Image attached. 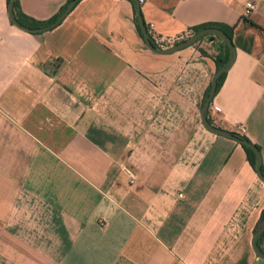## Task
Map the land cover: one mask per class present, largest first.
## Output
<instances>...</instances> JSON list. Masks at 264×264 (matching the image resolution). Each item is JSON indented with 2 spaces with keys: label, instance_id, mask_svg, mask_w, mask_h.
<instances>
[{
  "label": "crops",
  "instance_id": "1",
  "mask_svg": "<svg viewBox=\"0 0 264 264\" xmlns=\"http://www.w3.org/2000/svg\"><path fill=\"white\" fill-rule=\"evenodd\" d=\"M246 1L140 0L139 11L161 45L232 27L234 59L206 118L242 125L264 167V0L245 18ZM64 2L18 0L37 22ZM133 7L79 0L30 34L0 0V264H264L252 248L264 184L240 144L199 119L213 44L151 52Z\"/></svg>",
  "mask_w": 264,
  "mask_h": 264
},
{
  "label": "water",
  "instance_id": "2",
  "mask_svg": "<svg viewBox=\"0 0 264 264\" xmlns=\"http://www.w3.org/2000/svg\"><path fill=\"white\" fill-rule=\"evenodd\" d=\"M15 1H17V0H11L7 5V17L9 19V22L11 23V25H13L15 28H17L21 31H24V32H27L30 34H40V33L47 32L50 29L54 28L56 25H58L65 18V16L72 10V8L76 4V2L79 0L70 1L66 5V7L62 11V13L52 23H49L47 25H44V26L38 27V28H34V29H28L24 26H21L12 17L11 7ZM131 1L133 3V6H134V14H135V17L137 20L138 28L140 30L142 41H143L144 45L146 46V48L148 50H150L151 52H154V53H157L160 55L172 54V53H175V52H177L183 48H186V47L192 45L193 43H195L198 40L199 37H202L204 35L210 36L208 38L209 41H211L214 37H218L226 44L229 56H228L227 61L224 63V65H222L218 69H215L214 73L212 74V77H211L209 85H208L207 94L204 97V100L202 101L200 111H199L200 123H201V126L210 134H213L215 136L231 138V139L235 140L237 143H239L240 145L249 148L255 157V166H254L255 174H256L257 178L264 184V177L260 171V167L262 165V159H261V156H260L258 149L254 145L249 143L247 140L236 137L235 135H233L232 133H230L228 131H225V130H222V129H219V128H216V127L210 125L207 122V118H206L209 103L215 94L216 82H217L218 78L228 70V68L230 67V65L232 64L233 59H234V49H233L231 41L220 30H218L216 28H206V29H202V30L186 37L183 40H180V41L173 43L171 46H169L167 48L159 49V48L153 47L148 40V34L145 30L143 21L141 19V15H140V11H139V1L138 0H131ZM263 232H264V225H262L260 228H258L253 233L252 248H253L255 255L264 260V252L260 251L256 245V239Z\"/></svg>",
  "mask_w": 264,
  "mask_h": 264
},
{
  "label": "trees",
  "instance_id": "3",
  "mask_svg": "<svg viewBox=\"0 0 264 264\" xmlns=\"http://www.w3.org/2000/svg\"><path fill=\"white\" fill-rule=\"evenodd\" d=\"M11 0H6V5H8V3L10 2ZM72 0H65L64 4L59 8V10L57 11V13L51 17L50 19H48L47 21H44V22H37L29 17H26L25 15H23L21 12H20V9H19V4H18V0L15 1L13 4H12V7H11V14H12V17L15 19V21L20 24L21 26H24L28 29H34V28H38V27H42L44 25H47L49 23H52L61 13L62 11L64 10V8L66 7V5ZM128 2H130L132 4V1L131 0H127ZM133 22H134V27H135V30H136V33L137 35L141 38V34H140V30L138 28V24H137V20H136V17H135V14H134V7H133ZM144 24V23H143ZM144 27H145V30L148 34V40L150 42V44L153 46V47H158L157 44L153 41V39L151 38V35L150 33L147 31V27L146 25L144 24ZM206 28H216L218 30H220L221 32H223L225 34V36L231 41V34H232V27H227V26H224V25H221V24H216V23H207V24H203V25H198V26H194V27H191L187 30V35L186 37L202 30V29H206ZM186 37H183L182 39L180 40H183L185 39ZM206 38H209L210 36L208 35H204L202 37H199L198 40L193 43L192 45L190 46H193V45H197L201 40L205 39ZM142 39V38H141ZM179 40V41H180ZM211 43L213 44L214 46V54L213 55H210L209 57L212 59L213 63H214V67L215 69H218L219 67H221L222 65H224V63L227 61L228 59V56H229V53H228V49H227V46L226 44L218 37H214L212 40H211ZM199 51L201 52V54L207 56L201 49H199ZM223 78H224V73L218 78L217 82H216V89H215V92L218 90V88L220 87L222 81H223ZM207 90L208 88L204 91V94H203V98H202V101L204 100V97L206 96L207 94ZM207 122L211 124L210 120L207 119ZM233 135H235L236 137H239V138H242L244 139V137H242L241 135L237 134L236 132H231ZM241 148L244 150L245 152V155H246V158L249 162V164L251 165L252 168H254L255 166V157L252 153V151L247 148V147H244L242 145H240ZM260 171H261V174L263 175L264 177V167L261 165L260 167ZM262 225H264V209L262 210L259 218H258V221L255 225V228H254V232L260 228ZM263 236V233L261 235H259V237L257 238L258 240H261ZM257 247H258V244H257ZM259 249V248H258ZM260 250V249H259Z\"/></svg>",
  "mask_w": 264,
  "mask_h": 264
},
{
  "label": "built area",
  "instance_id": "4",
  "mask_svg": "<svg viewBox=\"0 0 264 264\" xmlns=\"http://www.w3.org/2000/svg\"><path fill=\"white\" fill-rule=\"evenodd\" d=\"M140 1V0H138ZM255 0H247L244 4H243V13H242V16L247 18L249 17L254 9H255ZM173 43V41L171 42ZM235 132L239 135L243 134L244 132V128L242 125H238L235 129ZM120 171L123 173L126 181H127V184L128 185H133L137 182V176L136 174L134 173L133 169H131L130 167H127L125 165H122L120 167ZM178 197H181V195H178Z\"/></svg>",
  "mask_w": 264,
  "mask_h": 264
},
{
  "label": "rangeland",
  "instance_id": "5",
  "mask_svg": "<svg viewBox=\"0 0 264 264\" xmlns=\"http://www.w3.org/2000/svg\"><path fill=\"white\" fill-rule=\"evenodd\" d=\"M77 3V2H76ZM51 30V29H50ZM205 39H207L206 37H205ZM180 40V39H179ZM179 40H177V41H179ZM177 41H173V43H175V42H177ZM172 41H170V43H167V44H165V45H161V44H157L156 42V44H157V48H159V49H164V48H167V47H169V46H171L173 43H171ZM201 104H202V102L200 103V105H199V107H201ZM123 165H125V164H123ZM126 166V165H125Z\"/></svg>",
  "mask_w": 264,
  "mask_h": 264
}]
</instances>
